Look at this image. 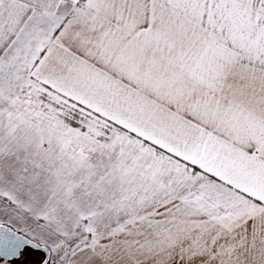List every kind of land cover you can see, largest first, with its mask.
<instances>
[{"label":"snow or ice","instance_id":"snow-or-ice-1","mask_svg":"<svg viewBox=\"0 0 264 264\" xmlns=\"http://www.w3.org/2000/svg\"><path fill=\"white\" fill-rule=\"evenodd\" d=\"M0 264H264V0H0Z\"/></svg>","mask_w":264,"mask_h":264}]
</instances>
